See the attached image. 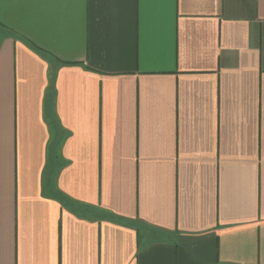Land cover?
<instances>
[{
  "label": "crops",
  "instance_id": "0c3cea01",
  "mask_svg": "<svg viewBox=\"0 0 264 264\" xmlns=\"http://www.w3.org/2000/svg\"><path fill=\"white\" fill-rule=\"evenodd\" d=\"M0 264H264V0H0Z\"/></svg>",
  "mask_w": 264,
  "mask_h": 264
}]
</instances>
